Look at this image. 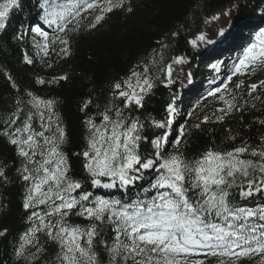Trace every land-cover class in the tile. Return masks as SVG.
<instances>
[{
  "label": "snow or ice",
  "instance_id": "1",
  "mask_svg": "<svg viewBox=\"0 0 264 264\" xmlns=\"http://www.w3.org/2000/svg\"><path fill=\"white\" fill-rule=\"evenodd\" d=\"M34 7L41 23L28 34L41 62L51 53L70 55L72 35L95 29L113 11H132L126 0H35ZM23 8L24 0H0V33ZM25 35L18 31L14 38L23 42ZM22 60L35 62L27 51ZM257 67H264V27L225 79L231 82ZM156 71L148 62L137 65L112 85L110 97L103 106L96 104L94 113L88 112L93 101H84V143L73 153L84 173L80 178L65 151L69 137L57 101L6 77L15 98L0 114V140L11 146L13 160L10 166L0 159V186L19 182L23 189L26 222L13 249L17 264H206L211 258L238 264L254 257L264 264V136L255 144L241 140L224 149L213 143L188 154L186 121L192 114L177 118L175 98L166 102L160 118L147 108L162 82ZM171 76L169 66L163 78L169 86ZM66 79L37 77L35 83ZM221 84L208 96L224 106L204 115L196 129L223 123L248 104L235 94L243 81L231 91ZM258 88L264 89V81L250 84L247 96L260 100L253 96ZM236 139L226 130V141ZM7 235L0 232V238Z\"/></svg>",
  "mask_w": 264,
  "mask_h": 264
},
{
  "label": "trees",
  "instance_id": "2",
  "mask_svg": "<svg viewBox=\"0 0 264 264\" xmlns=\"http://www.w3.org/2000/svg\"><path fill=\"white\" fill-rule=\"evenodd\" d=\"M34 3L35 0H24L23 11L12 17L5 33H0V114L11 107L15 98L14 90L6 79L9 74L25 91L31 90L45 98L55 99L69 137L65 151L73 165V175L77 178L84 175L73 156L84 143V113L80 111L84 101H93L88 112L94 113L95 105L103 106L110 97L114 83L123 80L137 65L148 62L150 67L158 70L156 75L162 78L147 102L153 117H162L166 102L173 98L179 102L178 114L183 115L182 108L188 113L191 107L194 108V105H190L200 99V95L189 99L192 84L205 80L207 73L213 83L217 82L221 76L216 74L213 65L223 56H238L247 44L255 41L259 29L264 27V0H126L131 12L115 10L95 29L85 28L74 33L70 41V55L55 54L58 69L50 72L47 64L38 59L33 58V65H25L22 60L25 51L30 56L34 51L28 38L29 29H34L39 22ZM216 13L219 18L210 19ZM209 19L204 42L198 48L193 44V39ZM18 31L26 34L23 42L14 38V33ZM228 40L233 42L234 49L222 52L218 59L209 56V51L226 44ZM175 64L179 65V83L173 82L169 86L163 82V78L168 67ZM58 75L67 79L55 85L41 86L35 83L37 77L49 80ZM241 76L228 84L230 91L240 83ZM244 76L247 80L261 78L264 81V67H257L254 72ZM257 90L261 94L260 100L248 97L242 85L235 93L242 98L241 103L248 100L242 112H233L223 123L202 124L200 129H196V118L211 115L215 112L214 107L221 103L214 97H205L204 104L196 106L191 118L186 121L191 127L187 153L197 154L213 143L230 149L241 140L252 144L259 141L264 136V124L260 123L264 121V89ZM253 103L256 104L255 108L251 107ZM228 129L237 137L236 141L225 140ZM0 159H7L11 166L13 151L3 140H0ZM22 191L19 182L0 186V232L7 230L9 233L6 238H0V264H17L13 249L19 234L25 230L26 222L21 206ZM256 203H260L259 198ZM78 220L73 217V222ZM259 259L244 258L238 264H258ZM206 264H217V260L211 258Z\"/></svg>",
  "mask_w": 264,
  "mask_h": 264
},
{
  "label": "rangeland",
  "instance_id": "3",
  "mask_svg": "<svg viewBox=\"0 0 264 264\" xmlns=\"http://www.w3.org/2000/svg\"><path fill=\"white\" fill-rule=\"evenodd\" d=\"M202 31H204V27H203V28L201 29V31L197 34L196 38H194L193 43H195V45H200V42H201V41H200V39H198V37L200 38V36H202V35H200V34L202 33ZM203 36H204V35H203ZM28 38H29L30 41H32V36H31V35H28ZM36 51H37V50L34 48V51H33V53H32V57L35 58V59L40 60V57L36 55ZM55 56H56L55 53H51V54L49 55V57L45 58V60H44V62H43V63L47 64V66H48L49 64L52 65L51 67H48V69H49L50 72H56V70L58 69V65H56V61H55ZM230 60H231V59H230ZM40 61H41V60H40ZM234 63H236V61H235ZM234 63H233V64H234ZM228 64H229V63H228ZM228 64H226L224 67H226ZM171 72H172L171 80H172V82H173V81H175L176 77H174V75H173V71H172V70H171ZM56 77H57V76H56ZM226 81H227V80H225L224 82H226ZM260 81H262V79H261V78H257L256 81H254V82H252V83H247L246 86L244 85V88H245L246 92H248V86H249L250 84H253V83L259 84ZM216 84L220 85V84H221L220 80H219ZM222 86H223V85H221V88H222ZM257 96H259V97L261 98L260 95L257 94ZM203 104H204V98H203V99H200L199 102L194 103V104H193V105H194V108L191 107V109L188 111V113H192L193 111L196 110V106H202ZM193 105H191V106H193ZM223 106H224V105H223L222 103H220L219 105H217V106L214 107L213 111H215L217 108H220V107H223ZM178 113H179V112H178ZM230 115H231V114H230ZM202 118H203V117H200V118H198L196 121H197L198 123H200V120H201ZM204 125H206V124H204ZM198 258L203 259V256H200V257H198Z\"/></svg>",
  "mask_w": 264,
  "mask_h": 264
},
{
  "label": "bare ground",
  "instance_id": "4",
  "mask_svg": "<svg viewBox=\"0 0 264 264\" xmlns=\"http://www.w3.org/2000/svg\"><path fill=\"white\" fill-rule=\"evenodd\" d=\"M198 39H200V38L198 37Z\"/></svg>",
  "mask_w": 264,
  "mask_h": 264
}]
</instances>
